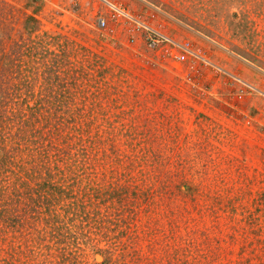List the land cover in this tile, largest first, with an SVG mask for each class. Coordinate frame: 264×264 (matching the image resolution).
I'll use <instances>...</instances> for the list:
<instances>
[{
    "label": "rangeland",
    "instance_id": "374dc122",
    "mask_svg": "<svg viewBox=\"0 0 264 264\" xmlns=\"http://www.w3.org/2000/svg\"><path fill=\"white\" fill-rule=\"evenodd\" d=\"M108 1L214 67L0 0V264H264V0Z\"/></svg>",
    "mask_w": 264,
    "mask_h": 264
},
{
    "label": "built area",
    "instance_id": "2783aa9c",
    "mask_svg": "<svg viewBox=\"0 0 264 264\" xmlns=\"http://www.w3.org/2000/svg\"><path fill=\"white\" fill-rule=\"evenodd\" d=\"M107 9V18L113 23L121 24L120 34L133 42L140 41L148 50H155L175 62H198L202 66H213L200 50L190 47L186 42L181 43L166 33L161 26L153 25L150 20L132 14L122 5L108 0H98ZM97 26H104L103 16L96 19Z\"/></svg>",
    "mask_w": 264,
    "mask_h": 264
},
{
    "label": "trees",
    "instance_id": "16d2710c",
    "mask_svg": "<svg viewBox=\"0 0 264 264\" xmlns=\"http://www.w3.org/2000/svg\"><path fill=\"white\" fill-rule=\"evenodd\" d=\"M21 106H18V105H16V108L15 107H11L10 108V110H9V114H8V112H5L4 113V118H6V119H12L11 120V123H16V124H18L19 126H23L24 125V123H25V120H24V118H22V114H20V112H21V108H20ZM32 113V112H31ZM18 121V122H13V121ZM20 123V124H19ZM18 126V127H19ZM83 196V195H82ZM84 201V199L83 200H81V203ZM83 216H85V213L83 214ZM257 241V240H256Z\"/></svg>",
    "mask_w": 264,
    "mask_h": 264
}]
</instances>
